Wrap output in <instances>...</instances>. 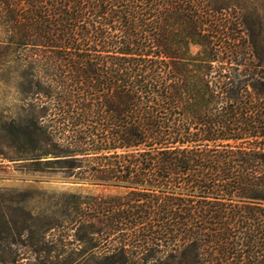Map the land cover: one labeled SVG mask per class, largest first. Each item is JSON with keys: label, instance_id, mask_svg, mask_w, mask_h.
<instances>
[{"label": "trees", "instance_id": "trees-1", "mask_svg": "<svg viewBox=\"0 0 264 264\" xmlns=\"http://www.w3.org/2000/svg\"><path fill=\"white\" fill-rule=\"evenodd\" d=\"M0 45L21 156L122 190L77 197L76 240L108 264H264V76L237 11L0 0Z\"/></svg>", "mask_w": 264, "mask_h": 264}, {"label": "rangeland", "instance_id": "rangeland-1", "mask_svg": "<svg viewBox=\"0 0 264 264\" xmlns=\"http://www.w3.org/2000/svg\"><path fill=\"white\" fill-rule=\"evenodd\" d=\"M208 1L214 9L237 11L248 43L258 52L257 70L264 76V0ZM13 58V51L0 45V264H108L102 247L76 240L70 222L80 216L77 197L89 202L91 196L122 190L92 180L70 183L66 179L72 177L57 170H34L30 156H21L17 123L28 120L32 110L15 88L18 65ZM84 210V216H90L88 208Z\"/></svg>", "mask_w": 264, "mask_h": 264}, {"label": "water", "instance_id": "water-1", "mask_svg": "<svg viewBox=\"0 0 264 264\" xmlns=\"http://www.w3.org/2000/svg\"><path fill=\"white\" fill-rule=\"evenodd\" d=\"M66 180H68V182H70V183H76V184H83L84 183V181H81V180H76V178H67Z\"/></svg>", "mask_w": 264, "mask_h": 264}]
</instances>
